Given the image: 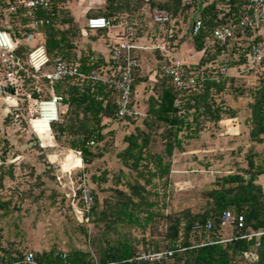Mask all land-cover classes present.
<instances>
[{
    "label": "trees",
    "instance_id": "16d2710c",
    "mask_svg": "<svg viewBox=\"0 0 264 264\" xmlns=\"http://www.w3.org/2000/svg\"><path fill=\"white\" fill-rule=\"evenodd\" d=\"M25 0H0V15L8 12L11 27H0L7 30L14 40H21L19 54H26L25 38L31 33L35 38L34 46L45 45L50 57L49 68L52 63L62 57L68 63L77 65L80 72L86 76H65L50 83L42 78V83L49 85L53 92L62 96L59 108V120L51 124L55 140L73 150H80L83 162L92 163L102 157L112 147L116 131L105 130L107 118L114 119L118 109V91L110 81L90 76L93 69L104 72L107 61L97 51L87 47L78 54L77 38L80 35L67 0H48L47 6H37L30 9L24 5ZM199 0H106L105 9H90L87 15H103L117 23L124 14H128L129 23L133 26L135 37L139 38L142 28L140 8L148 4L152 9L164 8L171 15V20L164 25L169 26L179 21V16L185 14ZM199 11L202 26L197 33H192L194 46L197 51H203L198 65H182L185 84L178 87L171 76L164 73L163 64L168 58L160 60L158 72L163 73L158 84L156 94L148 99L146 116L142 124L135 125L134 129L124 136L126 145L117 153V159L123 167L135 172L133 181H128L130 192L115 188L114 200H109L100 211L107 227L111 224H126L150 228L155 232L158 228L155 223L167 221V244L161 247L154 245L156 251L173 249L172 255L160 259H142L136 257L141 249L129 237L107 241L105 247L99 250V257L95 261L87 251L75 249L68 252V258L75 264H235L238 261L249 260L247 254L254 240L237 238L225 243L200 245L204 233L194 232L192 227L196 223H205L208 219L214 222V231L220 228L219 215L225 209H232L243 214L246 227L257 230L264 228V185L257 181L259 175L264 174V152L256 150V144L264 140V75L254 87L244 89L233 88L234 96H249L247 107L250 111L246 118L249 126L248 137L250 145L247 151V167L237 169L218 176L213 187L208 190L209 206L198 212L184 209L181 213L166 215L158 209L159 190L164 194L170 186L169 177L172 169L173 157L176 151H185L193 139H199L201 133L207 130L209 123L217 129L221 119L237 116L239 107L225 104L223 99L217 101L218 96L234 85L235 76L225 74L214 67L216 58L228 50L230 42L236 38L252 34L251 29L238 31L226 44L216 43L206 46V42L213 34V29L220 24L237 21L243 15L242 0H204ZM15 6V10H9ZM136 13V14H135ZM127 20V19H126ZM195 22V19L192 23ZM102 30V29H101ZM161 30V29H160ZM168 36L173 33L169 29ZM256 41H264V37L248 40L247 48L243 49L238 62L223 63L229 69L245 66L246 54L250 45ZM30 49V48H29ZM28 49V50H29ZM238 49V47H234ZM232 49V50H234ZM162 51V50H161ZM163 52V51H162ZM165 56V55H164ZM112 67L116 63L109 61ZM264 66V61L259 66ZM22 71L18 87L28 86L31 95L40 98V92L34 87L35 78L32 69ZM107 73V70H106ZM148 77L140 71L136 73L133 84V102L136 86L146 81ZM51 96V94L49 95ZM136 117L126 115L123 119L127 123H134ZM94 144H90V141ZM104 143V144H103ZM102 144V145H101ZM96 145V148L93 147ZM86 167L78 172L80 178ZM105 173L93 174L89 180L102 184L108 180ZM12 175V171H10ZM247 175L250 177L247 178ZM5 173L0 170V188L4 185ZM90 178V177H89ZM93 187V185H92ZM94 190L95 203L91 212L97 214L98 196ZM7 202L0 199V207ZM260 246L257 249V264H264V234L259 237ZM59 253L51 249L36 253V256L45 262L60 261ZM21 251H6L0 248V263L17 260L24 257Z\"/></svg>",
    "mask_w": 264,
    "mask_h": 264
},
{
    "label": "rangeland",
    "instance_id": "374dc122",
    "mask_svg": "<svg viewBox=\"0 0 264 264\" xmlns=\"http://www.w3.org/2000/svg\"><path fill=\"white\" fill-rule=\"evenodd\" d=\"M78 1L81 4L86 0ZM72 2L74 0H67V5H71ZM105 4L106 0L101 9H105ZM195 6V9L191 8L185 14V18L183 13L174 26H169V29H172L170 32L173 33L172 37L168 36L170 30L166 26L160 27V30L157 25H151L152 10L148 4L140 8L138 12L143 19L141 35L148 36L152 45L158 46L152 49L156 58L159 59L167 50L172 54L182 55V59L174 58L181 60V65H198L203 51H197L194 46L191 26L201 8H198V4ZM83 15L89 16L84 13ZM128 18L130 19L129 15L124 14L122 20L129 21ZM0 27H11L10 17L6 11L0 15ZM247 41L239 38L232 40L228 50L219 55L215 63L238 62L241 59L240 53L249 44ZM29 43L33 47L35 42ZM77 43L81 49L79 38ZM164 57L163 55L160 60ZM159 63L157 61L156 64L149 65L155 73L152 79H149V73L140 72L148 79L140 86H136L134 101L137 107L145 112L148 99L150 95L156 94L163 75L160 70L158 72ZM168 63L172 61L168 60ZM241 69L242 67H239V70ZM1 73L0 70V77ZM242 75L250 80H245ZM263 75L264 70L261 68L236 72L234 85L227 86V89L216 97L217 101L223 99L226 106L241 105L240 114L244 120L250 113L247 107L248 99L234 96L233 92L239 91L242 87L246 90L254 87ZM35 81L34 87L40 92V98L31 95L30 87L22 86L18 87L16 98H12L15 101H10L7 105L3 98L0 100V170L5 173L4 185L0 188V199L7 202L4 207H0V248L6 251L19 250L22 254L28 251L41 253L51 249L71 253L75 249H80L89 252L96 261L100 248L105 247L107 241L113 242L116 239H123L124 236L129 237L139 249L146 252L154 248L156 243L165 247L168 241L166 220L155 223L158 228L153 232L150 228L143 229L136 225L111 224L107 227V223L99 214L107 201L114 200L115 188L130 192L128 181H133L135 172L122 166L117 159V153L126 145L124 136L130 133L135 125H143L144 118H136L132 124L125 120H116L120 132L115 134L113 139H109L113 140L109 151L114 150L111 153L106 152L90 164L82 161L70 176H64L63 166L66 160H70L73 151L47 137L52 129L48 123L36 119L35 126L39 135L34 134L29 123L30 118L37 114L38 101L50 98L49 95L52 93L50 86L42 83L41 79ZM236 87L238 90L232 91ZM7 107L9 110H5ZM207 127V130L202 132V137L193 139L187 145V152L176 151L174 154L168 191L164 194L162 189L159 190L158 209L166 215L181 213L187 208L193 212L205 210L209 206L208 190L213 187L217 177L247 167L246 156L250 144L248 134L245 132L238 136L226 134L218 136L212 131L220 129V126L216 129L209 123ZM93 147L96 148V145ZM84 167L89 180L93 174L99 175L105 171L108 177L101 185L92 182L99 203L98 213L91 216L89 223L80 220L76 211L78 200H71L67 196L68 188L65 186L68 180L76 184L79 180L78 172ZM235 264L257 263L254 259H249Z\"/></svg>",
    "mask_w": 264,
    "mask_h": 264
},
{
    "label": "built area",
    "instance_id": "2783aa9c",
    "mask_svg": "<svg viewBox=\"0 0 264 264\" xmlns=\"http://www.w3.org/2000/svg\"><path fill=\"white\" fill-rule=\"evenodd\" d=\"M243 15L237 21H232L227 24H220L213 29L212 36L206 42V46L214 45L216 43L226 44L231 40L238 31H244L246 29L253 30L257 27L258 23L264 18V0H242ZM24 5L30 9L37 6H47L48 0H25ZM9 10H15V6H11ZM151 17L154 23L164 25L171 20V15L167 9L154 8L151 11ZM195 22L192 23V33H197L201 26L202 21L199 15L195 18ZM122 25L124 31L120 36V40L116 42L110 49V60L116 63V71L113 77H107V67L103 68L104 72L98 69H93L90 76L97 79L107 80L114 84L118 91V109L116 117L112 120H121L126 115H132L136 118H144L146 112L139 109L135 102H133V84L135 82L136 73L141 67V60L136 51L145 48L146 45L139 43V38L135 37V30L128 20H123ZM86 26L91 30L108 29L115 26V23L108 17L103 15H90L86 19ZM35 41L34 36L29 33L25 38V43ZM21 40H14L10 33L0 28V95L6 104H10V101H15L12 98L18 94V85L21 79L22 71H29V67L32 69V76L35 80L42 78L47 79L50 83H53L56 79L65 76H86L85 73L80 72L77 65L68 63L62 57H58L53 63L50 69H48L51 62L44 44L39 43L28 50L26 54H19L18 47ZM158 46H152L157 48ZM247 63L245 65L246 70H256L264 61V41H256L250 45L249 51L246 54ZM217 67L218 71L225 74L230 73L225 64L215 63L213 65ZM164 73L171 76L176 86L181 87L185 84L183 80V71L181 60H174L172 63H168L166 60L163 64ZM14 89V92H11ZM52 89V88H51ZM62 96L53 92L50 98L41 99L38 101L36 109V115H33L30 120V126L34 133L37 132L35 121L39 116L43 115V104L45 102L53 101L55 103V117L50 120V125L59 120V108ZM6 110H9L7 107ZM107 121V119H106ZM52 128V127H51ZM52 132V129H51ZM37 134V133H36ZM90 144H94V141H90ZM75 156H80L82 159V153L80 150H73ZM82 162V160H81ZM79 164H65L63 166L62 174L64 176H70L71 172L76 169ZM67 186V196L71 199L78 200V206L76 208L77 214L80 216L82 222L89 223L91 220V212L95 203L94 190L85 172L82 173L76 184L73 181L68 180L65 183ZM220 228L217 232L214 231V222L212 219H208L205 223H196L193 225L192 230L194 232L204 233V237L201 240L200 245L225 243L237 238H245L254 240L250 251H248V258L256 259L257 249L260 246L259 237L264 234V228L251 229L246 227V220L243 214H238L232 209H225L219 215ZM173 249H163L156 251L154 248L151 250L143 251L136 257L139 260L142 259H160L166 255H172ZM60 261L45 262L40 260L34 251H28L24 257L4 262L0 264H75L68 258L67 251H61L59 253Z\"/></svg>",
    "mask_w": 264,
    "mask_h": 264
},
{
    "label": "crops",
    "instance_id": "0c3cea01",
    "mask_svg": "<svg viewBox=\"0 0 264 264\" xmlns=\"http://www.w3.org/2000/svg\"><path fill=\"white\" fill-rule=\"evenodd\" d=\"M103 3L104 0H86L84 3L80 4V1H75L71 3V5H69V8L75 18V21L78 25V27L80 28L81 32L79 35V40H80V45H81V49H78V54L81 53L82 49H86L87 47H91L92 50L100 52L104 58L107 61V77H113L116 71V68L112 67V64L109 63L110 61V49L111 47L120 40V36L122 35L123 31H124V27L122 25V21L123 20H118L117 23H115V26L108 28V29H102V30H91L86 26V19L87 17H84L83 13L86 14L87 16V12L92 9V10H96V9H100L103 7ZM206 1L204 0H199L198 1V8H202L204 5H206ZM84 9V12H82V10ZM196 6H193L192 9H195ZM90 16V15H89ZM150 23L153 26H156V23H154V21L152 20V17L150 15ZM182 36V35H181ZM262 38L264 37V18L258 23L257 27L254 28L252 30V34L250 35H244L241 38L243 40H251L253 38ZM139 43H141L142 45H146L145 48H141L139 50L136 51L137 55L139 56L140 60H141V67L139 69V71L141 72H147L149 73V79L154 78V69L153 68H149L150 64H156L157 61H160L158 58H156L154 56V52L152 51V43L150 42L148 36H139ZM30 43L27 42L25 43V51H23L24 53H26L28 51L30 47ZM19 48V47H18ZM165 55V59L169 58L170 61H174V58H178V59H182V55L177 54V53H170L167 50H165L164 52ZM200 53V52H199ZM151 61V62H150ZM242 69L239 70L238 67H234L232 68V70H230V75L236 76V72L237 73H241L242 71L245 70V66H241ZM238 68V69H236ZM261 70H264V66L260 67ZM233 69H235V71L233 72ZM248 71V70H247ZM243 78L245 80H250L247 79V76L242 75ZM144 83V82H143ZM140 86V85H138ZM141 88V87H140ZM141 94V93H140ZM2 94L0 96V100H1ZM245 98H247L248 100L250 99L249 96H245ZM6 102V101H5ZM233 106V105H232ZM241 105H237L236 107H240ZM235 107V106H234ZM6 110V109H5ZM241 112H239V114L237 116H233V117H226L220 120L219 122V126L220 129L216 130L215 132L212 131V133H217L218 136L220 135H234V136H238L241 135L242 133L244 134L245 132L248 134L249 132V126L246 123V118L241 117ZM119 123L117 121L112 120L111 118H107V128L105 130H115L116 134H119L120 130H119ZM128 133V131L126 132ZM36 134V133H34ZM38 135V134H36ZM203 133H201L202 137ZM55 140V137H54ZM56 142V140H55ZM250 145V144H249ZM124 147V146H123ZM121 147V148H123ZM191 149V148H190ZM73 151V149H71ZM114 149H112L111 151H109V153H111ZM256 150L258 152H264V140L262 143H258L256 144ZM187 152V150L183 151L182 153ZM73 153V152H72ZM68 156V155H67ZM67 158V157H66ZM83 161V158L81 159ZM258 182L264 184V174L259 175Z\"/></svg>",
    "mask_w": 264,
    "mask_h": 264
},
{
    "label": "bare ground",
    "instance_id": "6f19581e",
    "mask_svg": "<svg viewBox=\"0 0 264 264\" xmlns=\"http://www.w3.org/2000/svg\"><path fill=\"white\" fill-rule=\"evenodd\" d=\"M43 109H44V113L42 116H39V120L42 121V122H45V123H48L50 125V120L52 118L55 117V103L53 101H50V102H45L43 104ZM51 126V125H50ZM37 130V129H36ZM38 134V132H36ZM39 135V134H38ZM47 137H49L50 139H53L54 140V136L51 133L47 134ZM79 164L81 163V158L80 157H77L75 156L74 154L71 156L70 160L65 162V164Z\"/></svg>",
    "mask_w": 264,
    "mask_h": 264
},
{
    "label": "water",
    "instance_id": "95a60500",
    "mask_svg": "<svg viewBox=\"0 0 264 264\" xmlns=\"http://www.w3.org/2000/svg\"><path fill=\"white\" fill-rule=\"evenodd\" d=\"M11 92L13 93L14 92V89H11ZM250 176L249 175H247V178H249Z\"/></svg>",
    "mask_w": 264,
    "mask_h": 264
}]
</instances>
